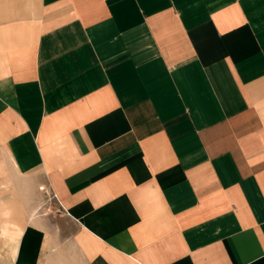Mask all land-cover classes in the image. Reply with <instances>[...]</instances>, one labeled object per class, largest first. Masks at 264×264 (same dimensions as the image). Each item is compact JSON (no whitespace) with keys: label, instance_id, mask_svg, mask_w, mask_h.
Masks as SVG:
<instances>
[{"label":"crops","instance_id":"1","mask_svg":"<svg viewBox=\"0 0 264 264\" xmlns=\"http://www.w3.org/2000/svg\"><path fill=\"white\" fill-rule=\"evenodd\" d=\"M0 264H264V0H0Z\"/></svg>","mask_w":264,"mask_h":264},{"label":"rangeland","instance_id":"2","mask_svg":"<svg viewBox=\"0 0 264 264\" xmlns=\"http://www.w3.org/2000/svg\"><path fill=\"white\" fill-rule=\"evenodd\" d=\"M50 202H51V200H49V198L47 197H45L44 196V199H43V201H40L39 202V204L37 205V207H39V212L41 213V214H48V215H51L52 213H54V210H53V208L51 207V205H50ZM49 217H52V218H54L55 220L56 219H58L59 217L58 216H49ZM61 238H60V249L61 250H64L65 251V237L64 236H60ZM63 251V252H64ZM58 259H61V258H59V255H58V257H57ZM55 259V258H54Z\"/></svg>","mask_w":264,"mask_h":264},{"label":"built area","instance_id":"3","mask_svg":"<svg viewBox=\"0 0 264 264\" xmlns=\"http://www.w3.org/2000/svg\"><path fill=\"white\" fill-rule=\"evenodd\" d=\"M53 199H55V195L51 194V196H49V200H53Z\"/></svg>","mask_w":264,"mask_h":264},{"label":"bare ground","instance_id":"4","mask_svg":"<svg viewBox=\"0 0 264 264\" xmlns=\"http://www.w3.org/2000/svg\"><path fill=\"white\" fill-rule=\"evenodd\" d=\"M33 215V214H32ZM31 218H33L34 216H30Z\"/></svg>","mask_w":264,"mask_h":264}]
</instances>
